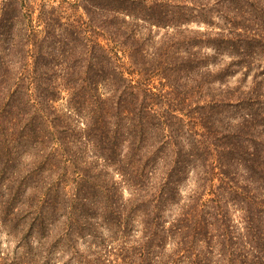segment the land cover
Here are the masks:
<instances>
[{
	"label": "trees",
	"instance_id": "obj_1",
	"mask_svg": "<svg viewBox=\"0 0 264 264\" xmlns=\"http://www.w3.org/2000/svg\"><path fill=\"white\" fill-rule=\"evenodd\" d=\"M213 1L0 0V264H264V20Z\"/></svg>",
	"mask_w": 264,
	"mask_h": 264
},
{
	"label": "rangeland",
	"instance_id": "obj_2",
	"mask_svg": "<svg viewBox=\"0 0 264 264\" xmlns=\"http://www.w3.org/2000/svg\"><path fill=\"white\" fill-rule=\"evenodd\" d=\"M208 1L210 4H213L214 2L213 0H208ZM240 6H241V9L239 12L240 16L238 15L237 18L238 20L240 19L241 22L244 20L245 24L247 23L250 24L249 20H251L253 16H256V19L262 18L264 20V0H230V1H225L222 4H218L215 8H217L218 13H221V10L228 8L227 10L230 12L231 15H233L235 12L238 11L237 8ZM209 8L215 11L214 8L212 7H209ZM218 13L217 12L213 13L212 23L208 21L209 25L201 21L199 22L193 21L191 23H188L187 26L194 31H205L206 30L212 35V37H216L215 32L219 30L220 24L223 23L222 19L218 18ZM256 30H258L259 34L261 35L263 39L261 40L259 39L258 42H256V44L254 45L253 50L256 52L254 53L253 56H256V59L262 62L261 64L263 65L264 64V24L260 25ZM163 32H164V29L162 28H156L154 26L152 27V34H154L156 39L160 38ZM205 50H207L208 53L210 54L213 52V50L209 47L206 48ZM220 56H223V55H220ZM228 58H229L228 56L224 57V59L226 60H228ZM233 80L234 79H232V77L229 78L230 83L233 82ZM55 105L56 107L60 109H64L65 100L64 99L58 100V102H56ZM79 243H80V246H82L81 242ZM11 248H12V243L10 242L8 236L6 235V233L1 232L0 233V251L7 252Z\"/></svg>",
	"mask_w": 264,
	"mask_h": 264
}]
</instances>
